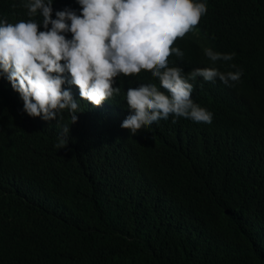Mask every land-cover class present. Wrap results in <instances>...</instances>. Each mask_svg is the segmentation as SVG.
I'll return each instance as SVG.
<instances>
[{
    "label": "trees",
    "instance_id": "obj_1",
    "mask_svg": "<svg viewBox=\"0 0 264 264\" xmlns=\"http://www.w3.org/2000/svg\"><path fill=\"white\" fill-rule=\"evenodd\" d=\"M136 2L0 0V264H264V0Z\"/></svg>",
    "mask_w": 264,
    "mask_h": 264
},
{
    "label": "clouds",
    "instance_id": "obj_2",
    "mask_svg": "<svg viewBox=\"0 0 264 264\" xmlns=\"http://www.w3.org/2000/svg\"><path fill=\"white\" fill-rule=\"evenodd\" d=\"M137 2H138V0H137ZM155 13L157 14V16L162 18L164 22H166L167 18L165 16L161 15L159 11H155ZM168 24H170V23H168ZM124 29H126V27H124ZM173 29H175V27ZM165 31H167L169 33H172L168 29H165ZM118 34H121V33L115 34L116 36H114V38L119 39V37L121 35H118ZM118 44H120V41H118ZM78 46L79 45L72 38H63V39H56L55 42L49 44L48 45V49L50 51H52V50H56V51L62 50L64 52H70V54H73V56H70V57H72L77 62L82 63V64H90L92 61L95 60V58L91 54H89L88 52L81 51ZM161 48H162V44L157 46L156 48H154V53L157 52ZM21 52H22V48L19 47V46L10 47V48L6 49L5 51L0 52V61H4V58L5 59H9V60H6V61H14V60H16V59H18L20 57ZM121 64H122V62L120 63L119 66H118V64H110L111 67L108 66V68H110L111 71H116L118 69V67L121 66ZM48 66H51V63H49L47 65L43 64V65H41L40 68L45 69ZM14 73L18 74L16 71ZM196 79H197V73H194L192 75L191 79L185 80V81H181V82H178V83H172L171 82L168 87L170 89H171V87H174V86L181 87V86L187 85L188 83H191L192 81H194Z\"/></svg>",
    "mask_w": 264,
    "mask_h": 264
},
{
    "label": "rangeland",
    "instance_id": "obj_3",
    "mask_svg": "<svg viewBox=\"0 0 264 264\" xmlns=\"http://www.w3.org/2000/svg\"><path fill=\"white\" fill-rule=\"evenodd\" d=\"M163 26H164L166 29L171 30V29H173L174 27L179 26V24L172 25V24H168V23H166V22H163ZM169 27H171V28H169ZM204 53H207V50H205V48H204Z\"/></svg>",
    "mask_w": 264,
    "mask_h": 264
}]
</instances>
